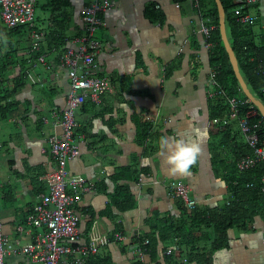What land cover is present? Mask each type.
I'll list each match as a JSON object with an SVG mask.
<instances>
[{
    "label": "crops",
    "instance_id": "obj_1",
    "mask_svg": "<svg viewBox=\"0 0 264 264\" xmlns=\"http://www.w3.org/2000/svg\"><path fill=\"white\" fill-rule=\"evenodd\" d=\"M67 1L71 15L67 37L72 39L65 49L73 48L71 41L80 34L79 12L93 0ZM110 2L101 17L104 26L93 35L100 44L93 69L97 77L108 79L114 91L102 95L99 104L86 100L74 111L73 141L79 153L67 163L68 171L89 185L73 205L81 240L97 220L108 234L118 225L124 235L138 233L140 238L149 231L146 221L153 217L157 223L177 221L180 204L165 193L163 184L168 181H182L203 211L220 210L233 200L227 183L234 143L208 126V52L197 32L204 21L202 13L211 10L212 3L201 0L203 10L200 6L196 10L187 0ZM249 13L255 22L253 38L258 39L264 30V0H257ZM44 28L45 24L38 27L40 32ZM40 32H32V38L20 30L9 39L0 35V96L6 97L3 103L9 107L0 119V220L7 241L20 246L39 232L26 223V217L45 192L40 177L53 166L48 138L60 133L58 119L68 92L67 70L59 65L63 52L48 48L38 62L36 52L30 50L32 41L45 42ZM143 123L149 127L139 143L136 132ZM230 130L236 132L234 121ZM161 136L202 141L190 176L169 175L166 153L158 146ZM133 171L136 182L127 186L134 207L126 209L120 201L110 220L102 217L110 194L122 189ZM227 239V248L212 253V264H264V225L258 218L248 232L228 230ZM134 247L132 242L111 243L96 255L108 257L111 264H167L164 252L169 250L174 255L171 260L187 264L172 245L158 243L154 259L147 250L142 259L133 256ZM4 264L32 263L15 254L8 255Z\"/></svg>",
    "mask_w": 264,
    "mask_h": 264
},
{
    "label": "built area",
    "instance_id": "obj_2",
    "mask_svg": "<svg viewBox=\"0 0 264 264\" xmlns=\"http://www.w3.org/2000/svg\"><path fill=\"white\" fill-rule=\"evenodd\" d=\"M187 1L193 9H199V0ZM34 2L35 0H0L1 25L8 30L20 26L30 27ZM240 2L242 4L232 10V17L236 23L250 25L253 16L249 12H243V9L256 4L257 0ZM110 6V0H93L84 7L79 12L81 35L71 41L73 48H66L60 56L59 65L67 70L68 79L65 108L58 119L60 133L58 136L52 135L48 138V152L53 166L40 177L45 185V192L39 195L37 204L26 217V223L39 232L30 243L20 246L16 241L12 243L7 241L2 233L0 220V264H4L8 255L15 254L24 256L32 264H83L86 259L96 255L99 249L123 241L135 244L131 251L133 256L142 259L146 254L147 239L141 240L138 233L130 236L120 231L108 234L99 220L92 223L85 239H80L73 205L79 200L80 194L89 189V185L83 177L73 175L67 169V163L75 159L79 153L77 143L73 141L76 127L74 111L86 100L97 105L102 95L112 94L114 91L108 79L97 77L93 69L94 59L100 50V44L93 35L98 28L104 26L101 17ZM177 6L175 3V7ZM213 29L214 27L205 21L199 22L197 32L201 36L202 49L206 53L211 48L208 38ZM32 36L33 34L31 38ZM30 50L36 52V61L42 62L43 55L49 49L46 42L32 41ZM206 85L209 100L222 98L227 105V113L221 118H211L208 126L217 133L234 121L242 142L250 150L249 155L235 162L236 171L243 173L258 163H264V125L262 118L252 121L259 115L254 105L246 98L239 100L226 96L217 83L216 71L211 66L207 69ZM261 92H264V88ZM239 113L242 114L239 116ZM153 122L154 120H151V123ZM261 182L264 190V175ZM251 187L249 183L240 189ZM163 188L165 193L178 201L185 210H192L196 206V202L189 197L188 187L182 181H168L163 184ZM164 254L174 258L169 250Z\"/></svg>",
    "mask_w": 264,
    "mask_h": 264
},
{
    "label": "trees",
    "instance_id": "obj_3",
    "mask_svg": "<svg viewBox=\"0 0 264 264\" xmlns=\"http://www.w3.org/2000/svg\"><path fill=\"white\" fill-rule=\"evenodd\" d=\"M35 0L33 5L32 25L20 26L15 29L8 30L0 25L1 33L13 36L18 30L26 38L31 37V33L35 35L40 32L38 27L45 24L46 28L41 30V38L45 41L50 49H60L65 51L64 46L72 38H68V30L71 27V15L69 4L67 0ZM182 1V0H177ZM223 10L224 20V34L227 43L233 53L236 61V66L244 85L246 86L252 97L257 100L264 107V30L258 36V39L253 38V22L250 25H243L236 23L232 17V10L234 7L242 4L240 0H219ZM211 10H206L202 13V18L205 23L212 25L214 29L210 32L208 42L211 48L207 53V64L213 67L216 71V80L220 85L225 95L234 97L239 100H244L238 83L233 75L227 54L223 48L217 28V10L213 0ZM200 9L203 7L201 0H199ZM257 3L243 9V12H250L255 10ZM36 8L37 11H36ZM203 10V8L201 9ZM36 11V12H35ZM44 11H48L45 18ZM36 13V14H35ZM1 24V23H0ZM38 26V27H37ZM36 31V32H35ZM80 34L77 37L81 35ZM19 34V33H18ZM9 39V36H8ZM7 41L8 47L11 44ZM6 97L0 96V119H3L8 112V105L4 104ZM244 110L242 107L241 111ZM227 113L226 102L222 98H214L208 100V115L209 118H221ZM242 113H239V116ZM261 119L256 115L252 119L255 121ZM262 125L264 120L262 119ZM148 125L143 123L137 129L136 138L139 143L145 139ZM231 123L223 130L217 133L223 135L226 140L233 141V148L230 153V177L227 183L228 190L232 193L233 200L227 207L220 210L203 211L194 207L192 210L185 211L180 204V216L178 220L173 222L166 219H161L157 223V218H151L149 231L143 233L141 240L147 239L146 247L147 254L151 259L157 256V244L172 245L180 253L184 263L194 264H212L211 255L215 250L225 249L228 246L227 231L234 229L240 232H248L252 229L253 221L258 218L264 225V193L262 190L261 178L264 175V163H258L256 166L246 172L238 173L235 169V162L250 154V150L242 142L236 138H241L236 128V132H231ZM235 141V142H234ZM225 143V142H224ZM128 172V171H127ZM137 173L130 172V175L124 181L122 189L114 190L108 199V205L100 214L102 217L110 220L111 210L117 207L120 201L125 202L126 209H132L134 202L131 201L130 191L128 189L129 183L136 182ZM251 184V188H241L245 184ZM123 195V197H121ZM178 202V201H177ZM121 232L118 225L114 226L115 232ZM157 235V236H155ZM181 242V244H180ZM164 251V250H163ZM170 255L164 260L167 264H183L175 260ZM111 264L106 256L89 257L87 264Z\"/></svg>",
    "mask_w": 264,
    "mask_h": 264
},
{
    "label": "clouds",
    "instance_id": "obj_4",
    "mask_svg": "<svg viewBox=\"0 0 264 264\" xmlns=\"http://www.w3.org/2000/svg\"><path fill=\"white\" fill-rule=\"evenodd\" d=\"M158 146L162 154L166 153L170 176H190L202 152V141L199 139L186 141L182 138L161 136Z\"/></svg>",
    "mask_w": 264,
    "mask_h": 264
},
{
    "label": "water",
    "instance_id": "obj_5",
    "mask_svg": "<svg viewBox=\"0 0 264 264\" xmlns=\"http://www.w3.org/2000/svg\"><path fill=\"white\" fill-rule=\"evenodd\" d=\"M216 10H217V28H218V32H219V36H220V40L221 43L223 45V48L225 50V53L227 54V58L228 61L230 63L233 75L238 83V86L243 94V96L248 99L256 108L259 116L264 120V107L257 101L255 100L252 95L249 93V91L247 90L246 86L244 85V82L242 80V78L240 77L238 70H237V66H236V61L235 58L233 56V53L227 43L225 34H224V20H223V10H222V6L220 4L219 0H213Z\"/></svg>",
    "mask_w": 264,
    "mask_h": 264
},
{
    "label": "rangeland",
    "instance_id": "obj_6",
    "mask_svg": "<svg viewBox=\"0 0 264 264\" xmlns=\"http://www.w3.org/2000/svg\"><path fill=\"white\" fill-rule=\"evenodd\" d=\"M37 9H38V8H36V11H37ZM35 14H36V13H35ZM0 25H1V24H0ZM254 30H256L255 27H254ZM1 35H2L3 37H5V38H8V35H7L6 33H1ZM2 41H3V40H2ZM3 42H5V41H3Z\"/></svg>",
    "mask_w": 264,
    "mask_h": 264
}]
</instances>
